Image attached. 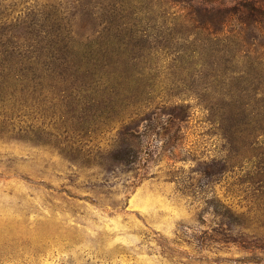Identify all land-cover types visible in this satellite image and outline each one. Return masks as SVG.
Instances as JSON below:
<instances>
[{
  "label": "rangeland",
  "instance_id": "374dc122",
  "mask_svg": "<svg viewBox=\"0 0 264 264\" xmlns=\"http://www.w3.org/2000/svg\"><path fill=\"white\" fill-rule=\"evenodd\" d=\"M54 1L0 0V11ZM155 2L123 0L170 39L146 72L112 62L135 71L111 75L114 89L87 94L84 110L47 79L19 113L0 109V264H264V159L246 151L224 168L223 123L202 106L206 66L188 52L200 48L160 24L179 6ZM124 84L138 95L125 99Z\"/></svg>",
  "mask_w": 264,
  "mask_h": 264
},
{
  "label": "trees",
  "instance_id": "16d2710c",
  "mask_svg": "<svg viewBox=\"0 0 264 264\" xmlns=\"http://www.w3.org/2000/svg\"><path fill=\"white\" fill-rule=\"evenodd\" d=\"M155 4L179 6L175 17H165L160 24L180 28L185 40L200 48L188 52L206 66L202 106L223 123L224 168L246 151L264 159V0H157ZM147 21L159 22L128 17L123 0H56L18 17L0 11V109L19 113L27 105L25 96L33 90V82L45 79L56 82L63 97H74L67 104L62 99L64 106L87 109V94L102 87V94L112 91L113 79L135 71L134 66L130 73L131 68L123 73L109 70L112 62L138 65L169 48L170 39L158 40L159 35L152 33L156 27L151 31ZM142 65L138 74L147 70V63ZM123 91L127 100L138 95L130 84H124ZM136 115L129 112L127 128L137 125ZM84 117L72 116L68 124L74 126ZM226 210L223 215L233 216L231 208Z\"/></svg>",
  "mask_w": 264,
  "mask_h": 264
}]
</instances>
